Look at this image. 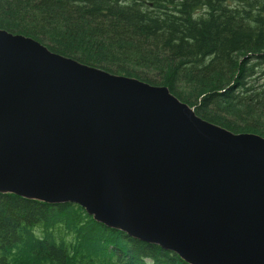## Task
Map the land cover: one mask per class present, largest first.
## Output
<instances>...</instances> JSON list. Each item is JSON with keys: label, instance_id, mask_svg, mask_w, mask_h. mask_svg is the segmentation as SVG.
Masks as SVG:
<instances>
[{"label": "water", "instance_id": "1", "mask_svg": "<svg viewBox=\"0 0 264 264\" xmlns=\"http://www.w3.org/2000/svg\"><path fill=\"white\" fill-rule=\"evenodd\" d=\"M0 193L76 203L188 264H264L263 138L3 29Z\"/></svg>", "mask_w": 264, "mask_h": 264}, {"label": "trees", "instance_id": "2", "mask_svg": "<svg viewBox=\"0 0 264 264\" xmlns=\"http://www.w3.org/2000/svg\"><path fill=\"white\" fill-rule=\"evenodd\" d=\"M234 1L0 0V29L163 85L201 119L264 139V0ZM0 264L188 263L76 203L0 193Z\"/></svg>", "mask_w": 264, "mask_h": 264}, {"label": "rangeland", "instance_id": "3", "mask_svg": "<svg viewBox=\"0 0 264 264\" xmlns=\"http://www.w3.org/2000/svg\"><path fill=\"white\" fill-rule=\"evenodd\" d=\"M230 3H231V5H232V4H235L236 2H235V1L233 2V0H230ZM237 7H238V8H245V7H242L241 5H237Z\"/></svg>", "mask_w": 264, "mask_h": 264}, {"label": "bare ground", "instance_id": "4", "mask_svg": "<svg viewBox=\"0 0 264 264\" xmlns=\"http://www.w3.org/2000/svg\"><path fill=\"white\" fill-rule=\"evenodd\" d=\"M166 251V250H165Z\"/></svg>", "mask_w": 264, "mask_h": 264}]
</instances>
